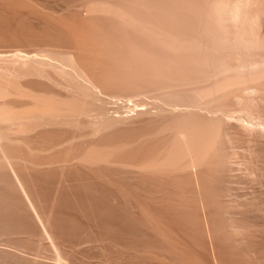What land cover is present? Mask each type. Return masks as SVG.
Returning a JSON list of instances; mask_svg holds the SVG:
<instances>
[{
  "label": "bare ground",
  "instance_id": "obj_1",
  "mask_svg": "<svg viewBox=\"0 0 264 264\" xmlns=\"http://www.w3.org/2000/svg\"><path fill=\"white\" fill-rule=\"evenodd\" d=\"M0 264H264V0H0Z\"/></svg>",
  "mask_w": 264,
  "mask_h": 264
},
{
  "label": "rangeland",
  "instance_id": "obj_2",
  "mask_svg": "<svg viewBox=\"0 0 264 264\" xmlns=\"http://www.w3.org/2000/svg\"><path fill=\"white\" fill-rule=\"evenodd\" d=\"M15 47H17V46H14L12 44H6L4 49H14Z\"/></svg>",
  "mask_w": 264,
  "mask_h": 264
}]
</instances>
